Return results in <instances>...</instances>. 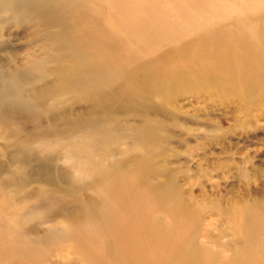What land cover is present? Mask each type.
Masks as SVG:
<instances>
[{
	"label": "bare ground",
	"instance_id": "obj_1",
	"mask_svg": "<svg viewBox=\"0 0 264 264\" xmlns=\"http://www.w3.org/2000/svg\"><path fill=\"white\" fill-rule=\"evenodd\" d=\"M13 26L0 264H264V195L186 194L166 165L235 128L264 141V0H0Z\"/></svg>",
	"mask_w": 264,
	"mask_h": 264
},
{
	"label": "rangeland",
	"instance_id": "obj_2",
	"mask_svg": "<svg viewBox=\"0 0 264 264\" xmlns=\"http://www.w3.org/2000/svg\"><path fill=\"white\" fill-rule=\"evenodd\" d=\"M29 37V32L20 31L14 26L2 30L0 41L3 42V49L0 50V63L10 56L9 53L22 51ZM185 106L187 109L202 106L206 111L214 110L213 114L223 112L229 116V109L224 104L216 106L185 104ZM227 120L226 122L232 126L233 119L228 117ZM255 123L259 127V132L264 120H257ZM247 132V129L235 128L234 139L212 147L192 140L188 148H183L184 151L188 149L186 153L169 159L166 165L175 175L178 183L184 184L183 190L186 194L202 191L207 196L214 198L217 196L220 201L228 196H231L236 203L250 201L255 195H264V141L247 138L245 135ZM0 165L9 166L7 154L2 150H0ZM196 168H198L197 173ZM213 187L215 192L212 193ZM217 219L215 216L206 218L213 224L217 223ZM221 223L218 222L216 225ZM215 232L216 230L213 231ZM221 240L227 241L229 238L224 237Z\"/></svg>",
	"mask_w": 264,
	"mask_h": 264
}]
</instances>
